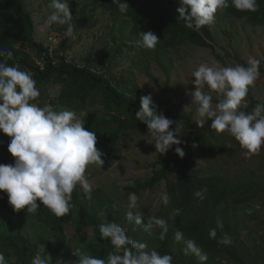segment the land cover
<instances>
[{
	"label": "trees",
	"instance_id": "obj_1",
	"mask_svg": "<svg viewBox=\"0 0 264 264\" xmlns=\"http://www.w3.org/2000/svg\"><path fill=\"white\" fill-rule=\"evenodd\" d=\"M43 1L50 3V0ZM126 2L129 10L126 14H121L112 0H69L74 33L92 25L91 21L97 18L99 10L101 17L108 18L106 27L109 33H114L118 28V39L111 37L112 50L109 53L105 48L107 52L99 55L97 67L94 68L90 56L83 64L70 58L73 39L64 36L63 26L58 29L53 27L54 31L62 33L63 39L51 48L55 38H50L47 44L35 39V21L32 13L25 7V0H0V47L13 54V58L6 60V63L15 65L18 62L22 70L32 74L41 93L33 101L35 103L44 102L48 85L60 86L56 103L84 115V128L95 132L96 147L104 153L103 166L117 161L121 136L148 132L145 124L135 120V111L139 109L140 97L149 93L114 72L123 49L133 46L131 42L138 38L139 31L151 30L160 42L152 50L139 48L135 59L142 61L151 53L164 71L159 54L177 52L183 45L211 48L209 41H212L207 26L195 31L186 28L177 19V0ZM257 2L259 9L256 12H240L233 7L218 11L227 18L264 26V0ZM244 16L247 19H242ZM151 95L159 114L178 124L182 122L178 138L184 142L179 146L185 155L183 158L177 157L174 153L176 146H173L171 159L159 158L153 162L149 166L152 175L140 182L134 181L136 189L130 192L137 194L147 189L152 190L154 185L165 182L170 202L167 206L163 205L159 214L169 224L165 239H159V229L155 230L154 236L149 237L141 227L128 222L125 218L127 210L115 209L112 198L100 189L92 192L91 200L86 199L79 188L74 190V206L63 217H56L43 205H40L35 214L26 213V210L14 212L8 204L7 195L0 192V253L4 254L9 264H31L32 257L40 253L38 245L43 246L50 254L52 263L55 256L61 257L70 249L67 245L71 232L66 234V230L80 234L91 229L96 245L84 246L87 254L106 258L112 248L107 245L106 240L100 238L98 225L102 218L98 212L101 210L107 212L108 220L125 228L133 239L147 242L149 248H154L161 254H171L173 264H197L195 257L182 253L183 243L174 240L176 230L183 232L185 239H194L201 246L208 254L207 264H220L222 261L227 264L264 263L263 259H259L264 254V215L259 214L264 211V182L257 175L258 172L241 169L235 175L223 174L218 163L223 162L226 157L233 159L242 152L234 138L227 131L217 133L211 129L210 121L199 126L190 115L178 111L176 105L170 106V98L166 95L164 98ZM253 105L242 110L250 112ZM9 140V137L0 133V164H11L14 160L7 151ZM193 144L196 147L193 148ZM198 156H202L208 163L214 162L218 169L200 177L196 165ZM202 188H206V192L205 198L200 200L194 196V192ZM176 208L182 210L181 214L174 220L169 219L170 213ZM217 219L223 221L224 227L222 230L217 229L216 239H210L209 229L216 227ZM252 221H255L258 237L246 246L247 241L245 243L241 240L240 235L243 231H251L246 223ZM32 227L38 236L34 237V234L32 237L29 233ZM41 231L45 233V238L41 236ZM224 233L233 240L230 246L217 243Z\"/></svg>",
	"mask_w": 264,
	"mask_h": 264
},
{
	"label": "clouds",
	"instance_id": "obj_2",
	"mask_svg": "<svg viewBox=\"0 0 264 264\" xmlns=\"http://www.w3.org/2000/svg\"><path fill=\"white\" fill-rule=\"evenodd\" d=\"M112 4L121 14L129 10L126 0H112ZM177 5V19L195 31L214 24L218 10L233 7L250 13L259 9L257 0H177ZM48 8L45 26H63L64 36L72 37L75 25L69 0H50ZM159 42L157 35L149 30L139 31L138 38L131 43L136 48L152 50ZM0 57L4 58L0 59V133L10 138L7 151L14 158L11 164H0V192L7 195L14 212L26 210V213L35 214L43 205L56 217L66 216L74 206L72 194L77 188L86 199H92L93 187L85 173L91 165L101 169L105 163L104 153L96 147L95 132L84 128V119L75 111L67 108L56 111L51 105L40 106L33 102L41 94L36 80L31 73L22 70L18 62L15 65L6 63L13 58L12 51L0 47ZM259 69L260 60L256 58H249L247 66L201 63L191 73L194 79L190 82L195 90L185 92L197 106L198 125L202 127L210 121V128L217 133L227 131L245 158L259 154L264 146V103H257L250 112L242 110L248 107L245 98L249 87L254 86L261 75ZM212 93L218 97L214 106ZM135 120L147 126L152 138L150 144L154 145L157 154H166L176 146L175 155L183 158L185 153L179 145L184 142L178 138L182 122L178 124L159 114L150 93L140 97ZM128 183L134 186L132 181ZM205 192L206 188H202L195 191L194 196L203 200ZM138 199L135 192L128 193L126 220L141 227L149 237L159 229V239L163 241L169 230L168 220L159 216L145 220L138 209ZM159 199L167 206L170 195L164 191ZM181 211L173 209L169 219L174 220ZM98 215L102 218L98 225L100 238L108 242L112 251L106 258H100L77 249L72 252L77 258L73 264H173L171 254H161L149 248L147 242L133 239L125 228L106 218L105 210L99 211ZM223 227V221L217 219L216 227L209 229V238L216 239L217 229ZM174 240L183 243L181 251L185 256L195 257L197 264H207L208 254L194 239H185L183 232L176 230ZM217 243L230 246L233 240L224 233ZM0 264H9L3 253H0ZM31 264H51V256L36 253Z\"/></svg>",
	"mask_w": 264,
	"mask_h": 264
},
{
	"label": "rangeland",
	"instance_id": "obj_3",
	"mask_svg": "<svg viewBox=\"0 0 264 264\" xmlns=\"http://www.w3.org/2000/svg\"><path fill=\"white\" fill-rule=\"evenodd\" d=\"M48 4L43 0H25V7L32 13L35 21V39L47 44L50 38H55L51 47L54 48L55 43L63 39V35L53 30V27L58 29L59 25L45 26L44 21L50 12ZM100 15L101 10H99L97 18L91 21L92 25L82 28L72 36V48L69 56L75 59L78 64H83L90 56V62L96 68L99 55L107 52L104 49L107 48L109 53L112 50L110 47L113 44L111 37L114 36L115 39L119 37V35L118 37L116 36L118 28H116L114 33H109V29L106 27L108 18ZM207 28L211 33L212 41H209L211 48L183 45L177 52L168 51L166 55L159 54V61L163 65L164 71L161 66L157 65L154 55L150 53L147 58L141 61V59H135L139 48L127 46L119 56L118 66L114 72L136 84L141 90L158 98L167 96V98H170V106L176 105L178 111L190 115L193 121L197 122V106L191 103V97L185 94L186 91L195 90L194 85L190 81L194 79L191 73L196 67L201 63L211 65L213 62H219L221 66L226 67L235 66L236 64L247 66L249 58H256L260 60L259 70L261 75L255 85L249 87V92L245 99L248 102V106L264 103V26L251 25L245 21L227 18L222 12L218 11L215 23L207 26ZM47 87L48 91L47 94H44L46 96L43 98L44 102L37 104L40 106L51 105L53 109L56 107L54 109L56 111L65 109L66 107L56 103L60 86L48 85ZM205 91L207 92L208 89L205 88ZM212 95L214 106L218 97L215 93H212ZM67 109L70 108L67 107ZM73 111L77 113L79 118H84V115L79 113V111ZM151 142L152 138L149 132L121 136L118 142L116 162L102 166L101 169L95 165L87 168L85 175L92 184V192L98 189L102 190L112 198L115 209L127 210L128 193H130V190L134 191L136 189L135 185L132 186L128 182H140V180L149 178L152 175V169L149 166L153 162H156L159 158L171 159L172 157L171 149L166 154H157L154 145L150 144ZM224 151L222 150V152ZM218 164L223 174L235 175L241 169H249L258 172L257 175L264 182V146L261 147L259 154L252 155L250 158H245L242 152H239L233 159L226 157L223 162ZM196 165L200 177L210 174L216 168L214 162L209 161L208 163L202 156L197 157ZM153 188L152 190L147 189L137 193L139 197L138 209L143 212L146 219L150 216H159L163 209V204L160 202L159 197L165 191V182L161 181L157 186L154 185ZM259 214L260 216L264 215V211H260ZM254 224L255 221L249 222V224L246 223L249 231H251L241 232L240 239L245 243L247 241L246 246L250 245V242L255 241L258 237ZM29 233L33 237L37 232L32 227L29 229ZM65 233H70L69 235L71 236L67 245L70 249L61 257L55 256L51 264H57L58 261H63L64 264H73L77 258L72 255V252L74 253L79 249L82 253L87 254L84 246L96 245L91 229H86L80 234L67 230ZM38 235L36 234L34 237ZM41 236L45 238V233H42ZM38 246L41 254H48L43 246ZM252 253L254 254V252ZM259 259L264 261V254L260 255ZM220 264H227V262L222 261Z\"/></svg>",
	"mask_w": 264,
	"mask_h": 264
}]
</instances>
